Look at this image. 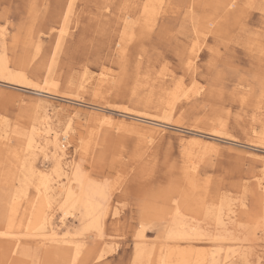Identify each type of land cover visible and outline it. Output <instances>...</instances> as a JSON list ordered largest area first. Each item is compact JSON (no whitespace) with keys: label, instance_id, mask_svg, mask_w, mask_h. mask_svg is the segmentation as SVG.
I'll use <instances>...</instances> for the list:
<instances>
[{"label":"rangeland","instance_id":"obj_1","mask_svg":"<svg viewBox=\"0 0 264 264\" xmlns=\"http://www.w3.org/2000/svg\"><path fill=\"white\" fill-rule=\"evenodd\" d=\"M124 1L75 0L66 23L69 1L0 0V56L29 83L0 80V264H160L169 252L188 264H264V57L249 39L264 31V0H236L248 9L245 30L232 13L220 28L213 0H194L192 11L190 0ZM147 1L140 16L151 26L138 14L127 25L131 7ZM140 125L161 133L146 144ZM187 163L197 169L192 180ZM75 174L97 187L99 209L62 222L67 189L80 192ZM42 179L51 199L35 214L50 216L46 226L24 214ZM11 221L17 251L2 236ZM51 226L73 244L62 248L66 259L53 255L55 241L40 244ZM186 229L196 236L171 238ZM141 250L148 256L139 261Z\"/></svg>","mask_w":264,"mask_h":264},{"label":"bare ground","instance_id":"obj_2","mask_svg":"<svg viewBox=\"0 0 264 264\" xmlns=\"http://www.w3.org/2000/svg\"><path fill=\"white\" fill-rule=\"evenodd\" d=\"M34 1V0H33ZM58 1V0H57ZM64 1H69V3H67L68 4V10L67 11H65L66 12V15L64 16V22H69L68 20H69V14L72 12V10H73V2L75 1V0H64ZM129 1V0H128ZM134 1H136V0H134ZM250 2H249V4H250V6L252 7L253 5H251L253 2V0H249ZM32 2V1H31ZM124 2H126V0L124 1ZM193 2H194V0H190V3H189V9L192 11V7H193ZM106 3V2H105ZM109 2H107V4H108ZM113 3V2H112ZM112 3H111V5H112ZM213 3H214V5H213V7H214V10H217V8H220V12H222V20L220 21L219 20V22H217V24L220 26V28H221V24L222 23H224V18L223 17H226L229 13H232L233 14V16H235L236 17V19H235V25H236V27L237 28H239L240 30H245V29H247V27H248V23L246 22V23H244L243 22V16H244V14H245V12L248 10L247 8H243V7H240V5H239V3H238V1L236 2V0H213ZM33 5H34V3H32ZM116 4V3H115ZM126 4V3H125ZM130 4V3H129ZM150 3L147 1V3H141V5H143V6H139L138 4H137V2L134 4V6L135 7H131L132 8V12H129L130 13V15H128V16H125V18H124V21L126 22V24L128 25L129 24V22H127V20L128 19H131V16L132 15H135V14H138L139 16V21H140V18L142 17L143 18V22H145L144 24L146 25V26H151V24L152 23H150L146 18H145V16L144 15H141L140 16V14H142L141 13V10H142V8L143 9H145V10H147V7H150L151 5H149ZM263 5H261L258 9L262 12L261 14H262V17L260 18V21L262 22V23H260V24H258L257 22V25L259 26V27H261V28H264V1H263V3H262ZM61 5V4H60ZM126 5H128V4H126ZM109 7V6H108ZM113 7H115V6H113ZM121 7V6H120ZM127 9H129V7H126ZM123 9V10H126L127 11V9ZM151 8V7H150ZM149 8V9H150ZM66 10V9H65ZM117 10V9H116ZM118 12V11H117ZM128 12V11H127ZM246 13H248V11L246 12ZM117 14V13H116ZM119 15H120V13H118ZM119 15H118V17H119ZM126 15V14H125ZM59 16L60 17H62L61 16V14H59ZM115 16V15H114ZM216 16H217V18H220L219 17V13H216ZM246 17V16H245ZM194 18V17H193ZM216 18V19H217ZM115 19V18H114ZM135 19V18H134ZM221 19V18H220ZM113 20V19H112ZM133 20V19H132ZM201 20V19H200ZM252 21V20H251ZM141 22V21H140ZM196 22V21H195ZM199 22V21H198ZM220 22H221V24H220ZM137 23V22H136ZM136 23H134L135 25H136ZM64 24V23H63ZM123 24V23H122ZM131 24H133L132 23V21L130 22V25ZM197 24V23H196ZM201 24V23H200ZM67 25V24H66ZM65 25V26H66ZM126 25V26H127ZM137 25L139 26L140 24H138L137 23ZM262 25V26H261ZM21 26V25H20ZM215 26H216V24H215ZM243 26V27H242ZM64 27V26H63ZM194 27H195V25H194ZM66 28V27H65ZM141 28V27H140ZM139 28V29H140ZM216 28H218V26L216 27ZM249 28H252V27H249ZM192 29H193V27H192ZM264 30V29H263ZM66 31V30H65ZM62 32H64V28H62V30H61V36H60V40H61V37H62ZM209 33V32H208ZM122 34V33H121ZM126 34V36L128 35V34H130V35H128V36H134V35H131L132 33L130 32V33H125ZM134 34V33H133ZM33 37V36H32ZM249 39H250V47H251V49H256V51L257 52H259L260 53V56L263 58L264 57V31L263 32H258V31H253V34L252 35H250L249 36ZM0 42H1V47H2V45H3V48H5V45L3 44V43H6V40H5V38H4V32H0ZM30 43V42H29ZM196 43H194L193 44V47H195L196 45H195ZM255 44V45H254ZM58 45V44H57ZM39 47V46H38ZM118 48V47H117ZM39 49V48H38ZM120 49H122V48H120ZM119 49V50H120ZM38 51V50H37ZM192 51H196V50H192ZM39 52V51H38ZM193 52V53H194ZM55 54H56V52H55ZM191 54V53H190ZM189 54V55H190ZM192 55V54H191ZM5 57V55H3V56H0V80H3V81H7L9 84L11 83V84H16V85H21V86H28L29 87V83H28V81H27V79H25L24 77H22V78H19V77H16V76H14V75H12V73H10V67H9V65H8V62L6 61V59L4 58ZM56 57V56H55ZM192 56H190V58H191ZM196 58V57H195ZM188 59H189V57H188ZM194 59V58H193ZM52 62V61H51ZM189 62V61H188ZM54 64V63H53ZM189 64V68L191 69L192 68V62H189L188 63ZM187 64V65H188ZM55 65V64H54ZM87 75V74H86ZM87 77V76H86ZM107 82V81H106ZM105 82V83H106ZM103 83V82H102ZM10 84V85H11ZM103 85V84H102ZM105 86V85H104ZM52 89V88H51ZM43 90V89H42ZM45 93V92H44ZM51 93V92H50ZM196 93V92H195ZM133 94V93H132ZM184 94V96H186V94L185 93H183ZM133 96H135V95H133ZM180 97V96H179ZM132 100V99H131ZM137 104V103H136ZM140 104V103H139ZM170 107V106H169ZM164 108V107H163ZM170 110H173L172 108L170 109ZM158 111V110H157ZM172 114V113H171ZM145 115V114H144ZM146 118V117H145ZM144 118V119H145ZM105 120H107V121H112V122H118L117 120H115V119H113V118H111V117H107V118H104ZM146 120V119H145ZM147 120L149 121V122H151V123H154L155 124V122H157V121H154L153 119H151V118H147ZM169 121V120H168ZM159 123H161V122H159ZM163 123H161V125H162ZM123 125H124V123H123ZM108 127V126H107ZM114 127V126H113ZM121 127V126H120ZM136 127H137V125H136ZM213 127V126H212ZM132 128V127H131ZM220 128V127H219ZM111 129V128H110ZM130 129V128H129ZM133 129V128H132ZM212 129V128H211ZM139 132H143L144 133V135L146 136V139L148 140L149 139V141H147V142H145L146 140H144V142L147 144L148 142H150V143H152V141L153 140H155L156 139V137H157V135H158V133L160 134L161 133V131L158 129V128H155L154 126H152V129L151 128H145V127H143V126H141L140 125V127H139ZM215 130V129H214ZM130 131V130H129ZM50 132H51V130H50ZM131 132V131H130ZM222 132V131H221ZM224 132V131H223ZM127 133V132H126ZM215 133V132H214ZM217 133V132H216ZM131 134V133H130ZM141 134V133H140ZM219 134V133H218ZM3 135H5V133L3 134ZM48 135V134H47ZM132 135V134H131ZM6 136H7V133H6ZM5 136V137H6ZM49 137V136H48ZM7 138V137H6ZM29 138V137H28ZM6 140V139H5ZM48 140H49V138H47L46 139V144H49L48 143ZM142 140V139H141ZM141 140H138V142H140ZM199 141V140H198ZM195 142V141H194ZM200 142V141H199ZM198 142V143H199ZM51 143H52V146H53V148H54V150H55V155H54V158L55 159H57V163L60 165L62 162V159L63 158H65V154H64V150H63V146H61V142H60V140H59V136L58 135H54V136H52V139H51ZM141 143V142H140ZM149 143V144H150ZM197 143V142H196ZM7 144V143H6ZM28 144V143H27ZM192 144H193V141H192ZM3 145H4V143H3V136L2 135H0V150H2V147H3ZM145 145V144H144ZM189 145V144H188ZM204 145V144H203ZM35 147V146H34ZM32 148H33V146H32ZM26 149V148H25ZM203 150V149H202ZM60 152V153H59ZM29 153V152H28ZM31 153V152H30ZM26 154V153H25ZM59 154V155H58ZM193 154V153H192ZM192 154H190V155H192ZM195 154V153H194ZM196 154H198V153H196ZM203 154V153H202ZM25 156V155H24ZM197 156V155H196ZM29 157V156H28ZM32 157V156H31ZM30 157V158H31ZM53 157V156H52ZM201 157V156H200ZM199 157V158H200ZM189 158H193V157H189ZM195 158V157H194ZM32 159V158H31ZM30 159V160H31ZM200 160V159H199ZM33 161V160H32ZM56 161V160H55ZM192 160L190 159V162H191ZM22 163H23V161H22ZM57 163H55V164H57ZM188 168H186L185 170H187V171H189V172H187L186 171V173H185V176L186 177H189L188 175H189V173H190V176L191 177H189L188 179H190V178H194V177H196V166L194 167L193 165H189L188 163H187V165H186ZM198 167V166H197ZM33 169V168H32ZM35 169V168H34ZM36 172V171H35ZM76 172V171H75ZM31 173V172H30ZM33 174L31 173V176H32ZM39 176V175H38ZM47 176V175H46ZM51 176V175H50ZM36 178H37V176H35ZM44 176H42V178H43ZM48 177V176H47ZM2 178V177H1ZM39 178V177H38ZM73 179V178H72ZM187 179V180H188ZM37 180V179H36ZM48 180H49V177H48ZM190 180H192V179H190ZM189 180V181H190ZM73 182L74 181H79V184H80V192H79V194L78 195H75L74 193H72L71 192V190L68 188L67 189V191H66V193H65V198H64V202H63V205H62V210H63V217L61 218V220H62V222H64L65 221V218H66V216L68 217V216H70V215H72V212H75V211H78V212H80V213H82L83 214V217L84 218H89V217H91V216H94L93 215V213H95L98 209H99V205H97L96 203H94L93 202V196H94V194L95 193H97V191H98V189H97V187H95V186H93V185H90L89 183L88 184H86V183H84V180L82 179V178H80V177H77L76 176V174H75V176H74V179L72 180ZM71 180H69V182H72ZM196 181V180H195ZM34 182V181H33ZM49 182V181H48ZM51 182V181H50ZM191 182H193V181H191ZM6 183V182H5ZM25 183H26V185H28V181H25ZM67 184H68V182H66ZM187 183V182H186ZM185 183V184H186ZM22 184V183H21ZM33 184V183H32ZM63 184V183H62ZM70 184V183H69ZM188 184V186H189V184H190V182L189 183H187ZM35 185V184H34ZM59 185V184H58ZM8 186V185H7ZM196 186V185H195ZM21 187V186H20ZM29 187H31V186H29ZM35 187V189H36V191H35V193H34V195L33 196H31L30 198L31 199H29L27 202H26V212H24V214H25V217H27V218H25V219H28L30 222H31V220H34V219H37V218H39V224H40V222L42 223V225L43 226H46V225H48L49 224V218H50V216H48V214L46 215L45 214V212L44 213H39L40 215V217H37V215L38 214H35V213H37L39 210H37V207H38V205H39V207L42 205L41 203L43 202V203H45L44 201H46L47 203H49L50 202V199H51V189H49V186H48V184H47V180L45 181L44 179H42V181L41 182H39L38 183V185H36V186H34ZM192 187V186H191ZM58 188H60V187H58ZM63 188V187H62ZM65 188V187H64ZM63 188V189H64ZM34 189V190H35ZM66 189V188H65ZM20 190V189H19ZM194 190H196V189H194ZM61 191H63V190H61ZM65 191V190H64ZM186 191H187V189H186ZM186 191H185V193H186ZM189 191V190H188ZM197 191V190H196ZM191 192V191H190ZM58 193V192H57ZM192 193V192H191ZM210 193V192H209ZM98 194V193H97ZM105 194V193H104ZM187 194V193H186ZM59 195V194H58ZM26 195H24V197H25ZM186 196V195H185ZM210 196V195H209ZM20 197V196H19ZM54 197V196H53ZM189 197V196H188ZM187 198V197H186ZM186 198H185V200L184 201H186ZM190 199V198H189ZM194 199V198H193ZM209 199V198H208ZM6 200V199H5ZM12 200V199H11ZM191 200V199H190ZM199 200V199H198ZM197 200V201H198ZM192 201V200H191ZM195 202H196V200H194ZM9 202V201H8ZM7 202V203H8ZM190 202V201H189ZM199 202V201H198ZM192 203H194V202H192ZM199 203H201V202H199ZM198 203V204H199ZM9 204V203H8ZM50 204V203H49ZM197 204V205H198ZM14 205V204H13ZM188 205V204H187ZM192 205V204H191ZM191 205H190V207H191ZM196 205V206H197ZM200 205V204H199ZM44 206V205H43ZM46 206V205H45ZM195 206V205H194ZM7 207V206H6ZM9 208H11V211H14V208H13V206H10ZM40 208H42V206L40 207ZM197 208V207H196ZM199 208V207H198ZM9 210V209H8ZM29 210V211H28ZM44 210V209H43ZM61 210V211H62ZM218 210V209H217ZM24 211H25V207H24ZM42 212V211H41ZM46 212H47V210H46ZM176 212H178V211H176ZM10 215V214H9ZM178 216V215H177ZM176 216V217H177ZM21 217V216H20ZM96 217V216H95ZM182 217V216H181ZM93 218V217H92ZM98 218V217H97ZM2 219V216H0V220ZM4 219H5V215H4ZM24 219V220H25ZM90 219V218H89ZM177 219V218H176ZM18 220H20V219H18ZM5 221V220H4ZM4 221H3V223H4ZM95 221H96V218H95ZM181 221V220H180ZM22 222V221H21ZM13 223H14V221H11L10 222V224H7V227L6 228H4V233L2 234V236L3 237H5V239H7V238H9V240L10 239H12V240H15L16 242H15V244H14V250H16V246H18V243H19V240L20 239H22V238H19V237H17V238H19V239H14V238H16V237H14V234H15V232H14V230H13ZM27 223H29V222H27ZM99 222H97V224H98ZM181 223H182V221H181ZM186 224V223H185ZM22 225H24V224H22ZM27 226H28V224H27ZM26 226V227H27ZM33 226V225H32ZM179 226V225H178ZM18 227V226H17ZM25 227V228H26ZM189 228V230H190V226L188 227ZM29 229V233L30 234H32V232L33 231H37L35 228H28ZM40 230H42V229H40ZM43 230H45V232L43 231ZM42 231V233H40L38 236L40 237V244L41 245H46V243L47 242H50V241H55L54 243L56 244V245H53L52 244V242H51V244H52V247H54L55 248V250H54V252H53V255L54 256H56V258H59V260L61 259L60 257H63L64 259H66V258H68L69 256V254H68V252H64L63 250H62V248L64 247H67L68 248V250H70V248L72 247V243L71 242H69V243H67V241H65V238H63L64 237V235L62 236V234H60V232H58L54 227H48V228H44ZM172 231V230H171ZM181 231V230H180ZM17 233H18V231H16ZM24 232H26L25 230H24ZM38 232V231H37ZM28 233V234H29ZM195 232H190V231H187V229H186V231H184V232H181V233H178V234H171L173 237H171V238H173V239H182V240H189V238H190V236L191 235H195L196 236V233L194 234ZM20 234V233H19ZM23 234V233H22ZM30 234L28 235V236H30ZM200 233L198 232V235H199ZM1 236V237H2ZM32 236H33V234H32ZM36 236V235H35ZM62 236V237H61ZM168 236H169V233H168ZM14 237V238H13ZM199 240V239H198ZM169 242V241H168ZM51 246V245H50ZM166 246V245H165ZM45 247V246H44ZM73 248V247H72ZM81 250H82V248L80 247V246H76L75 248H74V254L72 255L71 254V259H69L70 260V263L71 262H75L76 260H78V258H79V256H80V254H81ZM17 251V250H16ZM73 252H71V253H73ZM164 253H165V251H164ZM14 254V253H13ZM173 254L174 255H176L174 252H169V253H167V255L166 256H161V258H162V260H160V264H188V260H189V258H187V255L185 256V255H182V254H180V253H178V254H180V256H179V258H177V260H175V262H173L172 260H173V258H171L172 256H173ZM238 254V253H237ZM48 256V255H47ZM146 256H148V253L147 252H145V251H143V250H141V251H139L138 252V255H137V257H138V260L139 261H142L143 260V258L144 257H146ZM160 258V257H159ZM63 260V259H62ZM60 262H62V261H60ZM243 264V263H242Z\"/></svg>","mask_w":264,"mask_h":264}]
</instances>
